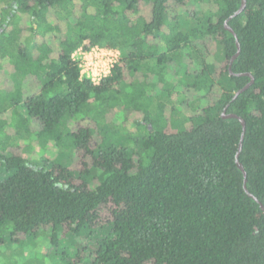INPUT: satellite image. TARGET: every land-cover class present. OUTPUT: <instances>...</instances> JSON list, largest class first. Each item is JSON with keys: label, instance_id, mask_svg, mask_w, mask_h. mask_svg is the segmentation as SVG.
Segmentation results:
<instances>
[{"label": "trees", "instance_id": "trees-1", "mask_svg": "<svg viewBox=\"0 0 264 264\" xmlns=\"http://www.w3.org/2000/svg\"><path fill=\"white\" fill-rule=\"evenodd\" d=\"M5 2L0 83L8 60L20 81L2 100L75 155L50 166L0 152V250L45 233L55 250L72 239L79 264H264V211L236 162L242 124L222 117L246 121L239 160L264 204V0L232 19L242 0ZM226 21L233 72L255 78L236 99L250 77L230 73ZM96 46L122 55L98 84L73 58Z\"/></svg>", "mask_w": 264, "mask_h": 264}, {"label": "rangeland", "instance_id": "rangeland-1", "mask_svg": "<svg viewBox=\"0 0 264 264\" xmlns=\"http://www.w3.org/2000/svg\"><path fill=\"white\" fill-rule=\"evenodd\" d=\"M5 4V0H0V10L2 7L5 6ZM57 11V16L55 14L54 15L56 16V18L58 17L57 19L62 25L66 26V21L61 20L66 19L68 14L66 12L61 11V9H57ZM22 19H24L23 15H18L15 21L16 24L15 26H13V28H18ZM69 27H72V24H69ZM45 29V27L40 28L37 32L42 34L44 33ZM49 35L50 33H46L44 37H41V44L44 45V42L47 41V37ZM38 37L40 36H36L35 34L32 35V33H30L26 36L25 41L23 40V38L22 41H24L25 44H29L32 43L33 39H35L36 41ZM8 38V35L4 37V43L6 44V47L10 45ZM79 49H82V51L87 53L91 50H85L84 47H80ZM121 56L122 55L120 52V57ZM8 61V76H5L4 78L9 77V80L4 84L0 83V122L5 120L6 124L4 129L0 131V152L4 154H9L11 150L19 149V151L22 152V154L34 165L45 164L51 166L57 163H63L66 166L71 165L74 161L75 150L73 148H69V144L63 145L61 143L53 141H49V143L46 142L45 144L38 138L37 134H34L32 132L29 133V130L31 128V122L28 120L26 111H24L23 108H20L19 114L16 116L14 115L15 111H13V108L7 105V103L9 102H3L2 98L5 96L4 93H11L16 91L20 81L19 79H14L13 72L11 71L12 64L10 60ZM5 69L6 68H3L2 59L0 57V76L1 74H3V71ZM99 106L100 105H93L91 106V109H95L99 112L103 109ZM114 113L115 111L109 114L108 117L110 120L114 117ZM177 119L181 122L183 120L181 117H177ZM107 121L106 123L109 122ZM19 122L20 124H24L26 130L25 127L16 128ZM73 122H70L69 127L76 125ZM111 123L113 124L114 122L111 121L106 124L107 127L110 126L111 128ZM131 124V122L128 123V125ZM128 128H130V126H128ZM62 130L64 129L62 128ZM6 134H8L9 137H7ZM138 135H141V133H138ZM76 253L77 247L73 244L72 239L66 238L61 243V245L55 250L54 247L51 245L48 234L38 233L35 237H33L21 247L7 243L0 250V264H66L63 260L64 257L68 259H73L72 262L75 263L74 257ZM75 264L79 263L76 262Z\"/></svg>", "mask_w": 264, "mask_h": 264}, {"label": "built area", "instance_id": "built-area-1", "mask_svg": "<svg viewBox=\"0 0 264 264\" xmlns=\"http://www.w3.org/2000/svg\"><path fill=\"white\" fill-rule=\"evenodd\" d=\"M75 52L73 58L81 69V77L89 79L95 84L107 77L120 60L119 51L101 46L92 47L88 53L82 49Z\"/></svg>", "mask_w": 264, "mask_h": 264}, {"label": "water", "instance_id": "water-1", "mask_svg": "<svg viewBox=\"0 0 264 264\" xmlns=\"http://www.w3.org/2000/svg\"><path fill=\"white\" fill-rule=\"evenodd\" d=\"M246 6H247V0H242L241 7H240V8L238 9V11H236V12L234 13V15H232L229 19H232L233 17H235V16L239 15L240 13H242V12L244 11V9L246 8ZM225 25H226V29H227L228 31H230V32L234 35V37L237 39V46H238V52H237V54L231 59V62H230V66H229V68H230V73H231V75H235V76H244V75H247V76L250 77V82H249L244 88H242V89H240L239 91H237L236 94L234 95V99H236L240 94H242L244 91H246L247 89H249V88L254 84V82H255V78H254L253 75H251V74H249V73H246V74H242V73H240V74H235V73L233 72V70H232V65H233L234 60H235V59L238 57V55L240 54L241 48H240V45H239V42H238L237 34H236L235 31H234V30L228 25V21H226ZM227 108H228V107H226V108L224 109L223 114H222V117L225 118V119H227V118L238 119V120L241 122V124H242V128H243L242 139H241V142H240L239 152H238L237 157H236V162H237V166H238V168H239V169L243 172V174H244V178H245V179H244V189H245V191L247 192V194H248L251 198H253L256 202L259 203L261 209L264 211V204H262V203L260 202V200H259L254 194H252V193L248 190V187H247V173H246V170H245V168H244V165H243V164L240 162V160H239V157H240V151H241V149H242V145H243L244 135H245V132H246V121H245L241 116H239V115H237V114H234V113H229V114H227Z\"/></svg>", "mask_w": 264, "mask_h": 264}]
</instances>
